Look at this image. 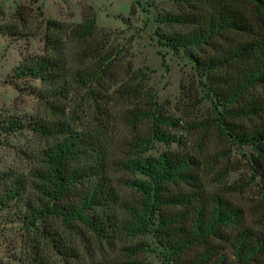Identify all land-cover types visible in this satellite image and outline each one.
I'll use <instances>...</instances> for the list:
<instances>
[{"label": "rangeland", "instance_id": "obj_1", "mask_svg": "<svg viewBox=\"0 0 264 264\" xmlns=\"http://www.w3.org/2000/svg\"><path fill=\"white\" fill-rule=\"evenodd\" d=\"M222 6L246 11L255 32L251 37L264 34V14L257 15L243 0H0V30H12V35H0V264H174L169 260L164 236L157 233V222L144 235L128 237L118 233L110 240L96 239L83 226L68 230L58 220L38 225L39 231L26 226L25 203L32 195L28 186L36 182L27 178L28 174L39 168L43 151L56 142L34 132L32 124L36 120L66 119L90 136L94 134L93 126L101 121L98 131L104 132L111 159L113 153H119V146L131 142L138 130L143 131L139 123L136 129L125 124L123 110L129 104L123 101L98 107L96 104L101 102L98 99L96 103L97 95L91 98L85 89L54 99V88L48 83L31 77L18 79L15 75L24 58L61 52L69 58L87 50L91 57H82L72 65L75 70L85 69L99 55L91 44L94 48L98 45L102 54L115 56L113 72L118 74V82L135 76L144 91L150 88L158 115L170 122L161 130L172 140H154L147 147L129 150L131 158H158L168 152L192 156L202 181L192 188L168 185L167 193L217 192L242 211L239 223L228 234L244 227L264 231V156L254 144L241 142L235 134L252 128L257 120L234 115L231 109L235 106L223 107L213 89L216 86L195 62L196 58L222 57L224 49L247 37L228 33L209 45L186 48L174 47L167 41V36L192 31L193 26L178 22L179 18H192ZM84 14L96 20L94 36L84 44L73 42L67 32L57 34L47 28V22L53 20L66 30L81 24ZM47 34L58 40L54 47L46 48ZM94 86V90L99 89ZM117 87L106 79L101 89L112 92ZM252 92L254 96H264V87ZM48 100L51 103H46ZM113 176L118 186L122 176L123 181H148L141 173ZM16 179L25 181V190L4 203V192ZM198 184L199 189L193 187ZM118 189L121 201L133 205L141 199L129 186ZM174 210L182 208L176 206ZM48 225L58 236L51 238L42 233ZM213 244L227 249L228 243L216 239ZM133 247L136 252L127 250ZM201 252L202 248H196L184 258Z\"/></svg>", "mask_w": 264, "mask_h": 264}, {"label": "trees", "instance_id": "obj_2", "mask_svg": "<svg viewBox=\"0 0 264 264\" xmlns=\"http://www.w3.org/2000/svg\"><path fill=\"white\" fill-rule=\"evenodd\" d=\"M243 1L257 15L264 14V0ZM244 12L222 6L200 13L192 17L194 19L179 18L178 22L192 25V31L167 36V41L174 47L186 48L209 45L217 37L228 33L247 37V40L224 49L222 57L196 58L195 62L216 86L213 89L223 107L235 106L231 109L234 115L257 120L252 128L234 133L241 142L254 144L264 156V96H254L252 92L264 87V34L251 37L255 32ZM95 22L94 16L84 14L81 24L66 30L62 23L53 20L47 22V28L57 34L67 32L73 42L84 44L93 38ZM11 31L0 30V35H12ZM57 41L47 34L46 48L54 47ZM90 47L99 55L94 57L92 66L85 69L75 70L72 65L81 61L82 57L90 56L87 50L69 58L62 52L59 55L24 58L15 75L18 79L31 77L48 83L54 88V99L85 89L91 98L97 95L94 98L96 103L98 99L101 102L96 104L98 107L104 104L110 107L123 101L129 104L123 110L125 124L136 129L139 123L143 131L140 133L137 128L131 142L124 145V150V146H119V153H113L111 159L104 132L98 131L103 124L101 121L93 126L94 134L90 136L66 119L36 120L32 124L34 132L56 142L43 151L39 168L28 174L27 178L36 182L28 186L32 195L25 203L26 226L39 231L38 225L58 220L68 230L83 226L96 239L110 240L118 233L128 237L144 235L157 222V233L164 236L169 260L174 264H264V231L244 227L236 233H227L242 216V211L229 200L217 192L190 190L167 193L168 185L192 188L193 184L202 181L195 158L178 152L164 153L158 158H131L129 150L147 147L154 140H172L170 134L161 130L170 122L162 114L158 115L155 95L150 88L144 91L141 83L135 82V76L118 82V74L113 72L117 62L115 56L102 54L98 45L94 48L91 44ZM223 70L227 72L221 74ZM106 79L118 87L112 92L102 90ZM94 85H98L99 89L94 90ZM46 103L51 102L48 100ZM114 173H141L148 181H123L122 176L117 181L118 186ZM25 185V181L16 179L4 192L3 202L16 199L19 192L25 190L22 188ZM121 185L135 189L141 199L133 205L121 201L118 189ZM199 185L193 187L199 189ZM176 206L182 210H174ZM42 233L51 238L58 236L52 225L45 226ZM216 239L226 241L227 249L216 247L213 244ZM196 248H202L203 252L184 258L187 252ZM131 249L136 252L135 247L127 250Z\"/></svg>", "mask_w": 264, "mask_h": 264}]
</instances>
